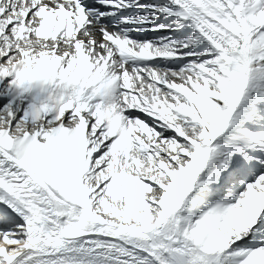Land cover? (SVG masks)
<instances>
[{
  "label": "snow or ice",
  "instance_id": "snow-or-ice-1",
  "mask_svg": "<svg viewBox=\"0 0 264 264\" xmlns=\"http://www.w3.org/2000/svg\"><path fill=\"white\" fill-rule=\"evenodd\" d=\"M0 264H264V0H0Z\"/></svg>",
  "mask_w": 264,
  "mask_h": 264
},
{
  "label": "bare ground",
  "instance_id": "bare-ground-1",
  "mask_svg": "<svg viewBox=\"0 0 264 264\" xmlns=\"http://www.w3.org/2000/svg\"><path fill=\"white\" fill-rule=\"evenodd\" d=\"M148 35H152V33H149Z\"/></svg>",
  "mask_w": 264,
  "mask_h": 264
}]
</instances>
